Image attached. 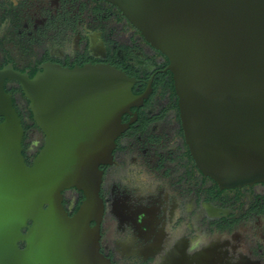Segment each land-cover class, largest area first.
<instances>
[{
  "label": "water",
  "instance_id": "1",
  "mask_svg": "<svg viewBox=\"0 0 264 264\" xmlns=\"http://www.w3.org/2000/svg\"><path fill=\"white\" fill-rule=\"evenodd\" d=\"M106 1L166 57L198 170L220 188L264 182V0ZM5 79L43 135L30 165ZM135 81L106 63L45 64L32 77L0 69V264H113L100 249L99 166L149 90L134 94ZM68 188L83 195L72 215Z\"/></svg>",
  "mask_w": 264,
  "mask_h": 264
},
{
  "label": "flooded vegetation",
  "instance_id": "2",
  "mask_svg": "<svg viewBox=\"0 0 264 264\" xmlns=\"http://www.w3.org/2000/svg\"><path fill=\"white\" fill-rule=\"evenodd\" d=\"M165 58L106 0H0V69L10 65L33 76L45 64L106 63L132 68L134 75L123 71L136 79L134 94L149 86L121 116L127 126L115 139L112 162L99 166L100 249L112 263L264 264V182L220 188L190 161L179 115L167 108ZM3 88L24 122L31 164L43 135L23 93L13 91L19 84L5 79ZM158 90L164 97L156 104ZM30 129L40 139L27 145ZM62 194L72 215L83 195L75 188Z\"/></svg>",
  "mask_w": 264,
  "mask_h": 264
},
{
  "label": "trees",
  "instance_id": "3",
  "mask_svg": "<svg viewBox=\"0 0 264 264\" xmlns=\"http://www.w3.org/2000/svg\"><path fill=\"white\" fill-rule=\"evenodd\" d=\"M165 62L166 63L168 62L166 58H165ZM117 66L120 67V68H122L128 75H134V72H133L132 68L124 67V66H121V65H117ZM29 76H32V74H29ZM167 87H168V89L170 91V101H169V104H168L167 108L173 107V108L176 109V113H178V110H177V97H176L175 92H174L173 81H172V77H171V73L170 72H169V81L167 82ZM16 90L22 94V91L20 89H14L13 91H16ZM12 103H13L16 111L18 112L14 101ZM29 118L32 121L33 126L36 127L35 124H34V122H33V120H32V117H31V113L30 112H29ZM23 123L24 122L22 121V124ZM23 126H24V124H23ZM180 134L182 135V132H180ZM24 139H25V135H24V137L22 139V154L23 155H25L24 154V150H25V146H26V144H24ZM186 153H187V151H186ZM187 155H188V153H187ZM188 157H189L190 161H192V158L189 155H188ZM25 163L27 165H30L26 160H25ZM205 178H208V177L205 176ZM77 207H78V205H77ZM77 207L75 209H77Z\"/></svg>",
  "mask_w": 264,
  "mask_h": 264
},
{
  "label": "rangeland",
  "instance_id": "4",
  "mask_svg": "<svg viewBox=\"0 0 264 264\" xmlns=\"http://www.w3.org/2000/svg\"><path fill=\"white\" fill-rule=\"evenodd\" d=\"M163 97L164 96H162L161 90H158V92L155 94V102H156V104L163 102ZM22 111L24 112V108H22ZM171 115H172V113H170L169 117ZM168 119L169 118L167 117V119H166L167 122H168ZM39 139H40V135H38L37 133H31V129H30L28 131V134H27L26 142L25 143H27V145H28L30 143V141H38ZM30 148L33 149L34 148V144L33 145L31 144L30 145ZM69 196H71V195H69ZM66 202H67V204L70 205V198L69 197L67 198V201Z\"/></svg>",
  "mask_w": 264,
  "mask_h": 264
}]
</instances>
